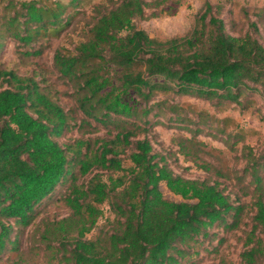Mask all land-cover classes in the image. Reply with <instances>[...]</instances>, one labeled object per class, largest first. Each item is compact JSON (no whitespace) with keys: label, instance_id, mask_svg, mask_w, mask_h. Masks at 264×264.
Wrapping results in <instances>:
<instances>
[{"label":"trees","instance_id":"16d2710c","mask_svg":"<svg viewBox=\"0 0 264 264\" xmlns=\"http://www.w3.org/2000/svg\"><path fill=\"white\" fill-rule=\"evenodd\" d=\"M81 1L0 0V53L11 40L20 59L40 56ZM180 3L117 0L98 12L73 49L58 46L51 68L67 86L70 108L35 71L0 68V259L16 253L17 264H35L26 260L28 252L38 256L36 264H197L206 242L215 239L208 251H217L223 233L238 229L250 209L239 264H264V152L243 146L244 166L231 179L246 184L233 199L218 180L230 174L204 158L208 150L196 138L225 128H213L208 115L173 101L191 96L246 107L244 95L264 97V43L257 28L264 16L251 14L246 30L233 34L226 29L232 19L205 0L184 36L160 40L135 26L146 9L156 16ZM158 124L189 132L172 153L215 179L176 174L170 150L157 152L149 136ZM74 129L77 136L60 141ZM161 183L182 200L166 199ZM241 195L250 196L249 204ZM56 199L68 214L41 218L34 243L22 251L20 237L40 207ZM105 203L114 216L111 228L86 238Z\"/></svg>","mask_w":264,"mask_h":264},{"label":"rangeland","instance_id":"374dc122","mask_svg":"<svg viewBox=\"0 0 264 264\" xmlns=\"http://www.w3.org/2000/svg\"><path fill=\"white\" fill-rule=\"evenodd\" d=\"M51 1L53 0H41V2L47 4ZM59 1L66 2L67 0ZM115 1L117 0H82L79 5L71 8L69 10L71 14L70 23L60 34L50 37L47 48L44 49L40 56L20 59L16 53V43L7 40L5 46L1 49L0 68H12L19 75H28L35 71L37 79L43 77V84H47L46 81H48L59 91L57 96L59 103L65 108H70L73 102L70 97L63 94L67 90V86L56 79V74L51 68L53 52L58 46L73 49L76 43L86 37L88 29L99 15L98 12L110 8ZM204 1L181 0L180 5L176 6L170 13H160L156 16H152L151 11L153 9L148 8L144 17L135 19V26L143 29L150 37L160 40L184 36L195 25L197 16L203 9ZM208 1L212 4L214 11L218 7L226 21L229 18L232 19L231 22H226V29L233 34L242 33L246 30L249 19H255L251 14L264 16V0ZM257 28L259 40L264 43V22L259 21ZM39 43L40 41L38 40L36 46ZM163 96L161 94L159 97ZM242 100H244L246 107H240L234 103L214 106L210 101L191 96H175L173 98L174 102L184 108L195 112L201 111L203 114L208 115L213 121V128H215V125H222L225 128V132L219 131L218 135H214L211 131H207L208 133L204 131L197 134L196 138L203 141L206 145L209 154H206L204 158L219 166V168L227 170V173L230 174V178H218V180L221 182L220 187L223 188L225 193L231 194L233 199L235 198V192L239 191V187L246 184V181L242 184L237 181L240 183L237 184L235 179H231L234 173L238 172L239 174L244 166L245 159L241 156L243 146H248L257 154L264 152V97L257 93L246 94L242 97ZM227 133L235 134V136L226 139ZM71 136H77L75 129L61 138L60 141H66ZM149 136L152 138L153 147L157 152L165 154L170 150L168 164L176 174L190 179H215L210 172L196 167L191 160L185 158L182 154L172 153L177 150L176 143L179 138L190 137V133L186 130L158 124L152 128ZM235 139H238V141L232 145L231 143ZM124 165L129 166L130 162L126 160ZM160 190L168 200H182L179 195L169 191L164 183L160 184ZM240 201L249 204L250 196L241 195ZM102 208L103 215L98 219L95 227L86 234L88 239H95L97 236L103 235L112 226L113 213L107 203L103 204ZM40 210L32 226L26 228L20 237V249L22 251H26L34 243L36 238L34 237L36 235L35 231L37 232L38 230L37 224L41 218L59 219L66 216L69 212V209L58 199L46 203L40 207ZM251 216L252 211L249 209L238 229L223 233L224 241L219 245L217 251H208L212 244L216 243L215 239L212 240L211 244L206 242L207 249L200 250L199 256L201 260L197 264H213L221 261L226 264H239V253L242 250L245 231L249 229ZM25 257L28 263L34 262L36 264L38 256H33L26 252ZM17 259L16 253H6L0 259V264H17Z\"/></svg>","mask_w":264,"mask_h":264}]
</instances>
